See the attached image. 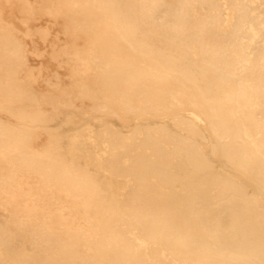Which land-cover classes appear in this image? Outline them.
Returning a JSON list of instances; mask_svg holds the SVG:
<instances>
[{"label": "bare ground", "instance_id": "bare-ground-1", "mask_svg": "<svg viewBox=\"0 0 264 264\" xmlns=\"http://www.w3.org/2000/svg\"><path fill=\"white\" fill-rule=\"evenodd\" d=\"M0 104V264H264V0H0Z\"/></svg>", "mask_w": 264, "mask_h": 264}, {"label": "rangeland", "instance_id": "rangeland-1", "mask_svg": "<svg viewBox=\"0 0 264 264\" xmlns=\"http://www.w3.org/2000/svg\"><path fill=\"white\" fill-rule=\"evenodd\" d=\"M0 117L8 119L10 118V116L4 110L1 104ZM172 118L173 114L160 115L156 118L148 116H132L128 118L125 123H122L116 119L108 120L107 118H104L96 112L92 111L89 107L78 105L74 108H66L61 111H50L45 116H40L36 118L30 117L28 119L31 120L40 129L46 131L47 134L50 135L52 138L61 141L63 146L68 149L74 139H78L84 143H87L88 133L90 131L97 132L105 129L106 127H113L126 132L136 124H147L150 122L166 123L172 125ZM91 121L93 123L92 125ZM207 133L209 136V143H214L215 137L213 136V134L209 130ZM96 151L98 150L96 149ZM206 151L208 156L212 160L216 170L231 171L230 166L224 159L212 157L210 153V145L206 146ZM70 154L71 153H69L68 155L71 156ZM81 162L83 165H85L86 163L85 160H81ZM90 168L92 169V171L98 173L100 181H102V183L109 187L111 194L114 193L115 187L119 188L126 184V180L120 178H111L107 173L101 170L98 159H96L90 165Z\"/></svg>", "mask_w": 264, "mask_h": 264}]
</instances>
